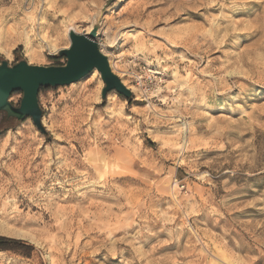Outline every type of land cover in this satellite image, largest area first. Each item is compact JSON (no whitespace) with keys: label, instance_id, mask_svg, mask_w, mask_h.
Segmentation results:
<instances>
[{"label":"rangeland","instance_id":"rangeland-1","mask_svg":"<svg viewBox=\"0 0 264 264\" xmlns=\"http://www.w3.org/2000/svg\"><path fill=\"white\" fill-rule=\"evenodd\" d=\"M229 3L0 0V64L65 65L69 33L93 27L133 93L103 99L99 73L48 87L45 133L0 113V206L20 209L0 216V264H264V0Z\"/></svg>","mask_w":264,"mask_h":264},{"label":"water","instance_id":"water-1","mask_svg":"<svg viewBox=\"0 0 264 264\" xmlns=\"http://www.w3.org/2000/svg\"><path fill=\"white\" fill-rule=\"evenodd\" d=\"M98 29L93 28L90 33H69L71 46L60 51L65 57V65L42 66L33 65L21 60L14 65L8 61L0 64V113L5 112L8 117L23 120L31 118L36 127L43 133L45 129L42 122L43 113L39 105L41 88L63 87L79 82L94 70H97L105 84L102 98L105 99L110 92L129 99L132 91L114 73L108 57L102 53L96 41ZM23 94L18 107L9 99L14 93Z\"/></svg>","mask_w":264,"mask_h":264},{"label":"clouds","instance_id":"clouds-1","mask_svg":"<svg viewBox=\"0 0 264 264\" xmlns=\"http://www.w3.org/2000/svg\"><path fill=\"white\" fill-rule=\"evenodd\" d=\"M240 0H230V3L228 4L229 7L239 3ZM41 23H44V21H41ZM256 28L258 29V31L260 33H264V15H261L259 16L256 21ZM71 41H69V45L71 46ZM239 93H237L236 96L234 97H230L228 98L227 103H234V104H238L240 103V100L238 99L239 97ZM90 129L88 130H85V131H89ZM99 143L101 145L104 144V141L103 139H100ZM105 148H108L107 145H104V147L100 148L99 149V152H100V155L99 157L97 158V160L94 162L92 160H89L87 158V156L84 158L83 160V164L84 165H87V168L90 169L93 174H97V173H102L103 170H104V167L106 166V161L108 159H110V157L107 156L106 152H105ZM110 150V149H109ZM125 163L127 164H131V160L129 161H126ZM119 170V169H118ZM133 175H137V173H132ZM63 175V173H62ZM82 176H85L86 177V182L88 185H97L99 187V189L101 190H104V189H110L112 186L105 180V177L104 175H99L98 178H90V177H87L86 173H81ZM61 185V187L64 186V184L66 183H70V179L69 178H65V180L63 181H58ZM81 186H84L85 185V182L84 181H80L79 182ZM72 191H76L77 195H83V193H80L78 191V189L76 188H73L71 189ZM106 195H112V196H117L119 195L118 191H108L105 193ZM9 197H12V199L9 200L8 202V205L6 207H3V206H0V216L2 215H8L10 218L11 217H14L19 211V206L15 203V194L14 193H8L7 194ZM123 205H121L122 207ZM149 209H145L144 212H145V215H147L149 213ZM50 228H55L56 225L52 224V225H49ZM69 262H70V258H69ZM206 264H215L214 260L212 259L211 256H209L206 260Z\"/></svg>","mask_w":264,"mask_h":264},{"label":"trees","instance_id":"trees-1","mask_svg":"<svg viewBox=\"0 0 264 264\" xmlns=\"http://www.w3.org/2000/svg\"><path fill=\"white\" fill-rule=\"evenodd\" d=\"M56 59H62L60 57H56ZM49 88H41L40 90V93L43 91V90H47ZM11 242H14L13 239H10V238H6V237H1L0 236V250H10L11 248L9 247V243Z\"/></svg>","mask_w":264,"mask_h":264},{"label":"bare ground","instance_id":"bare-ground-1","mask_svg":"<svg viewBox=\"0 0 264 264\" xmlns=\"http://www.w3.org/2000/svg\"><path fill=\"white\" fill-rule=\"evenodd\" d=\"M92 29H93V27H90L89 30H88V33H90V32L92 31ZM71 32H72V31H71ZM88 33H87V34H88ZM97 33H98V32H97ZM87 34H86V35H87ZM102 53H103V52H102ZM103 54H104V53H103ZM97 73H99V72H98L97 70H94L91 74H97ZM9 101H10V99H9ZM70 224H71V223H70ZM22 233H23V232H22ZM9 234H11V235H12V234H14V235H18V233H12V232H9ZM25 235H26V234H25Z\"/></svg>","mask_w":264,"mask_h":264}]
</instances>
